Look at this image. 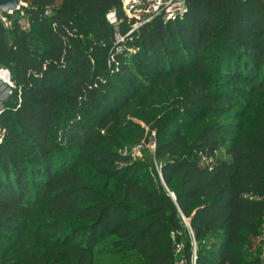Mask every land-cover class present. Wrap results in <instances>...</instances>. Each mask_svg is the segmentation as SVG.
Masks as SVG:
<instances>
[{
  "label": "trees",
  "instance_id": "16d2710c",
  "mask_svg": "<svg viewBox=\"0 0 264 264\" xmlns=\"http://www.w3.org/2000/svg\"><path fill=\"white\" fill-rule=\"evenodd\" d=\"M21 1L27 29L0 20V264L264 263V0H185L121 44V0ZM125 129L152 157L106 148Z\"/></svg>",
  "mask_w": 264,
  "mask_h": 264
},
{
  "label": "built area",
  "instance_id": "2783aa9c",
  "mask_svg": "<svg viewBox=\"0 0 264 264\" xmlns=\"http://www.w3.org/2000/svg\"><path fill=\"white\" fill-rule=\"evenodd\" d=\"M186 11L185 0H121V12L122 17L116 15V13H109L110 20H112V26L115 28L116 34L114 40L116 44L124 43L127 38H130L140 28L150 24L155 19H161L163 22L173 21L183 17ZM48 15V12L45 13ZM1 22H5L6 19L0 13ZM126 25V31L123 35L118 32V29L122 23ZM118 49V48H117ZM119 50H122L121 47ZM0 74H6L5 78L0 76V86L7 87L9 90L13 88V84L10 81V74L8 71H0ZM154 148V142L152 144ZM143 148V144L136 145L132 150V156H138V152ZM132 158V157H131ZM195 248V244H192ZM182 247L176 246V254H179ZM178 264H186L180 259ZM189 264H195V256L192 257ZM264 264V263H262Z\"/></svg>",
  "mask_w": 264,
  "mask_h": 264
},
{
  "label": "rangeland",
  "instance_id": "374dc122",
  "mask_svg": "<svg viewBox=\"0 0 264 264\" xmlns=\"http://www.w3.org/2000/svg\"><path fill=\"white\" fill-rule=\"evenodd\" d=\"M5 19H6V21L4 23L3 22L2 23L8 32L11 30L13 22L15 20H18L23 28H25V29L28 28V22L25 20L22 13H20V12L18 14H15V15H10L9 18H5ZM106 20L110 25H113L112 20H110L109 13L106 15ZM121 35H123V34H121ZM116 51L121 52L122 50H119V48H118ZM12 89L9 90L7 87L0 86V113L2 112L3 108L10 106V103H8L9 102L8 99H10V100L12 99V98H10ZM138 101H139V103H141L144 106H149L153 100L146 98L145 95L142 94L138 97ZM251 103H262V102L255 101V102H251ZM256 107L257 108H251L249 110L247 116L245 117L244 122H243V126H242L243 131H249L250 129L255 127L257 125L260 117L263 115V109L261 107V104L256 105ZM134 122L139 124L142 128H145V126L142 123H139L135 120H134ZM240 133H241V130H239V132L236 135L240 136ZM132 134H133V132L130 129H125L124 131H121V132L118 131L117 135H118L120 144L117 146H115L114 144H109L106 146V148L111 150V151H116L123 156L124 155L130 156V157H132V160H134V161L135 160L141 161V160H143V158L145 156L152 157L153 151H154V148L152 147V144H153L152 136L148 137L146 141H145V139H143L142 141H139V142H133ZM0 135H1V132H0ZM138 144H143V148L140 150V152H138V156H132V154H131L132 150ZM224 151H225V149H222L220 151V154L221 153L223 154ZM153 162H154L153 177L156 180L160 181L158 162H156V161H153ZM81 166H83V165H81ZM84 173L87 176L88 175L93 176L89 169H86L84 171ZM165 190H166V192H168V190L166 188H165ZM168 193L173 198L172 193H170V192H168ZM181 219H182L184 226H187L188 223H187L186 219L182 218V217H181ZM35 227H37V226H34V229H35ZM36 231H40V230L37 228ZM261 255H262V260L264 261V250L261 252ZM179 258H180V255L178 254L175 264H178V262L180 261Z\"/></svg>",
  "mask_w": 264,
  "mask_h": 264
},
{
  "label": "water",
  "instance_id": "95a60500",
  "mask_svg": "<svg viewBox=\"0 0 264 264\" xmlns=\"http://www.w3.org/2000/svg\"><path fill=\"white\" fill-rule=\"evenodd\" d=\"M24 6L21 0H0V13L2 15H12Z\"/></svg>",
  "mask_w": 264,
  "mask_h": 264
},
{
  "label": "crops",
  "instance_id": "0c3cea01",
  "mask_svg": "<svg viewBox=\"0 0 264 264\" xmlns=\"http://www.w3.org/2000/svg\"><path fill=\"white\" fill-rule=\"evenodd\" d=\"M5 70L8 71L7 69H4V68H1V67H0V71H5ZM8 72H9V71H8ZM0 73H2V72H0Z\"/></svg>",
  "mask_w": 264,
  "mask_h": 264
},
{
  "label": "bare ground",
  "instance_id": "6f19581e",
  "mask_svg": "<svg viewBox=\"0 0 264 264\" xmlns=\"http://www.w3.org/2000/svg\"><path fill=\"white\" fill-rule=\"evenodd\" d=\"M5 75H6V74H0V76L3 77V78H5ZM5 79H6V78H5Z\"/></svg>",
  "mask_w": 264,
  "mask_h": 264
}]
</instances>
